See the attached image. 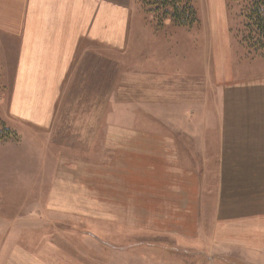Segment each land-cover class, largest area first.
I'll return each instance as SVG.
<instances>
[{"label":"crops","instance_id":"obj_1","mask_svg":"<svg viewBox=\"0 0 264 264\" xmlns=\"http://www.w3.org/2000/svg\"><path fill=\"white\" fill-rule=\"evenodd\" d=\"M146 1L164 0H0V124L9 127L0 136V162L7 179L34 171L41 193L18 222L0 221L2 264H192L190 250L154 244L142 250L136 236L90 226L99 224L90 216L91 193L103 210L107 202L114 209L140 207L145 226H172L175 214L186 236L187 224L200 223L197 195L185 194L186 188H198L199 172L186 177L185 163L195 158L179 140L195 141L183 128L191 112L201 120L196 129L215 125L206 121L199 87L207 55L219 49L226 51L233 74L231 7L229 0H177L194 10L197 21L156 26L146 18ZM227 72V80L212 87L232 115L235 92L248 85L235 84ZM169 113L183 114L181 125ZM65 138L87 140L114 163L91 171L88 161L78 164L67 147L59 148ZM223 144L213 159L220 186L208 218L211 236L251 264H264V188L242 178L264 176V153L258 147L256 154L253 148L232 152L264 142L233 135ZM132 166L145 168L147 188H116L117 177L135 175L124 173ZM108 169L112 188L99 175ZM170 188L179 190L178 199L183 192L181 204L164 201L172 197ZM146 191L157 198L148 200ZM99 215L106 223L105 212Z\"/></svg>","mask_w":264,"mask_h":264},{"label":"rangeland","instance_id":"obj_2","mask_svg":"<svg viewBox=\"0 0 264 264\" xmlns=\"http://www.w3.org/2000/svg\"><path fill=\"white\" fill-rule=\"evenodd\" d=\"M242 1L243 0H229L228 2V5L231 8L230 15H227V19L231 27L230 35L233 46V49L231 48L230 62L234 76L226 59V51L224 53L223 50L222 55V49H219L218 54L216 55L215 53L213 56L211 53V57L210 55H207L205 63L206 67H204L201 75L204 79V83L202 81L203 85L199 87L201 89L199 90V93H201V97L203 96L204 98V100L201 99V104L203 103L204 111L206 106V121L215 122V125L213 128L196 129V125L201 120L193 117L197 112H191L188 114V116L192 118L190 120H188L187 117L185 118V124L183 128L190 135L195 136V141L190 136L187 137L189 144H185V142L182 144L181 140H179V143L181 144L179 147L184 149L187 155H189L188 153L190 152L195 158V161L185 163L186 169H184L186 172V177L190 179L191 176L189 175H191V173L193 174L192 171L197 170L199 172L198 177H196L194 181L198 188H186L185 194L187 197L190 194L197 195L199 201L197 214L199 216L200 223L197 221V224H187L184 227L186 236H182L181 233L183 231V226L175 225L174 222H177L178 220V216L175 214L171 217V222L175 226H170L167 224L163 226L159 223L156 225H150V227L145 226L143 222H141L144 220L142 219V217L144 218V215L141 214L140 207L139 209L135 208V210H130L131 208L126 209L123 207L114 209L112 208V205L107 202L106 208L103 210L101 206L97 208V204L94 203L93 195L91 193L90 216L92 219V216L95 214L99 219V224L97 225L93 224V221H91V229L97 230V228H100L102 232H121L122 234H131L133 237L136 236L138 241L137 243L140 247L139 249L142 250H145L148 244H154L155 247H159V249L178 248L181 250L185 249L186 251L190 250L191 254L187 253V255H189L186 257H189V259H187L189 261L187 262L192 264H251L252 261H250V259L248 260L247 258L240 256L233 249H225L229 248L226 246V244L216 242L211 236V226L208 223L209 213L214 211V201L218 195V193L215 192H218V186H220L219 172L214 170L215 164L218 165V162H215L214 164L213 159L219 157L218 155L220 154V150L225 147L223 143L233 135L235 138H243V140L246 141L259 140L264 142V49L255 51L254 53L250 52V50L245 52L243 46H241L238 42V39H236L239 37L240 40L242 38L246 39L244 29L242 31L243 24L240 13ZM143 3L144 2H142V5ZM165 10L169 9L166 8ZM139 12H141L140 9ZM162 15L163 14L161 11L159 13L156 12L155 14V16L159 17H162ZM146 18L148 21L153 20L154 24L158 26L157 21L160 20L158 17L153 18V16H147ZM164 22L161 21L159 23L160 25H163ZM245 45L252 47L248 44ZM171 52L172 51H170V53ZM211 60L216 66L215 75H213ZM228 69L230 72V77L232 78L231 80L235 84H240L241 86L243 84L248 85L235 92L236 99L235 104H233L234 111L232 115L225 111L220 96H217L214 93L212 87V84H215L213 81L222 82L227 80L226 76L228 77L229 75L227 72ZM107 72H109L108 69ZM75 81L76 74L74 75V80L72 83L74 85L78 84V82ZM78 99L80 101L81 97ZM78 106H80V103ZM149 108L153 110L158 109L156 106ZM165 115L166 117L179 122L181 125V118L183 114L179 116L171 113ZM177 117L179 119H177ZM202 119L204 120V112L202 114ZM4 129L9 130V127L5 128L4 124H0V130L2 131ZM60 143L62 144L59 145V148L63 149L67 147V153L74 156L75 162H78V160H82L83 162L88 161L91 171L93 169L97 170L103 168L101 165H111L114 163V160H111L112 158L108 154H104L103 156V153L99 152V149L95 146H91L87 140L83 142L76 138H65ZM257 147L263 150L264 153V146H252L251 144L236 146V151L232 149V152L237 154L242 150L250 151L253 148L256 154V152H260V150L258 151ZM209 164H213L214 166L212 165V167L209 168ZM33 172L34 171H28L27 176L23 179L19 177H10L7 179L3 176V166L2 162H0V221L4 219L18 222V219L23 218L25 214L24 211H27V209H25V206L28 205L27 203H31L34 201L35 197L41 196L40 188L35 187V179H37V177L33 176ZM104 172L105 173H101L99 175L101 178L104 176L105 178L107 177L105 187L112 188L113 184L110 180H112L113 176L111 175L109 169ZM124 173H134L135 175L130 176L128 174H124L127 176L117 177L116 188H147L144 167H139L136 169L132 166V168L126 170ZM135 178H137V183L134 182ZM242 178L247 183H255L258 184V188H264V176ZM178 191L179 190L175 188H170L169 193H171L172 197L168 198V200L164 199V201L169 202L172 200L175 201L176 205L177 202L179 203L180 201L181 204L183 192L180 191V197L178 199ZM76 193L77 192L70 195L72 199L75 198ZM145 193V197L147 195L148 200H150V198H157L155 195H158L156 193H150L149 191H146ZM140 196L141 195H139V197ZM140 201H143V204H145L144 199L140 198ZM125 203H129V201H126ZM151 203H154V201H151ZM93 204L97 209L92 207ZM221 209H224L225 211L227 208L224 207ZM54 211L59 212L57 210ZM98 212H105L106 220H103L107 221L106 223L101 221L102 217H100L101 215H99ZM25 215H27V213ZM12 227L16 228L17 226L12 225ZM85 228L86 227H84V229ZM163 231L164 233H162ZM225 250L230 252L228 254L233 255H226ZM196 253L202 254L199 259H195ZM222 254L224 256H221ZM2 260L3 258L0 257V264H2Z\"/></svg>","mask_w":264,"mask_h":264},{"label":"trees","instance_id":"obj_3","mask_svg":"<svg viewBox=\"0 0 264 264\" xmlns=\"http://www.w3.org/2000/svg\"><path fill=\"white\" fill-rule=\"evenodd\" d=\"M142 7L150 16L158 17L162 22L167 21L179 26H190L197 21L194 10L177 0L146 1ZM166 8L169 10H165ZM160 11L163 14L162 17L155 16L156 12L159 13ZM240 13L243 24L242 31L244 29L246 39L236 38L239 44L243 46L245 52L250 50L254 53L264 49V0H243ZM160 20L157 21V25H160ZM8 133L5 129L0 130V136L8 135Z\"/></svg>","mask_w":264,"mask_h":264}]
</instances>
